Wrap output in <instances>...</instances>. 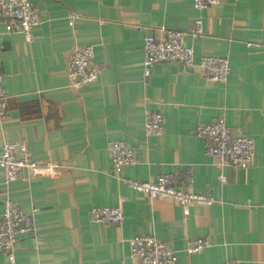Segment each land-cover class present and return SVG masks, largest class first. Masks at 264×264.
<instances>
[{
    "label": "crops",
    "instance_id": "crops-1",
    "mask_svg": "<svg viewBox=\"0 0 264 264\" xmlns=\"http://www.w3.org/2000/svg\"><path fill=\"white\" fill-rule=\"evenodd\" d=\"M39 24L27 43L0 21V73L8 110L0 149L24 143L32 170L0 182V221L8 199L27 214L32 231L18 238L15 264H139L130 240L154 236L176 264H264V0H218L205 10L191 0H31ZM202 35L192 37L195 23ZM163 30L184 33L196 59L229 61L226 82L198 69L156 63L145 75L143 40ZM247 44L255 45L248 47ZM92 47L96 82L71 88L66 66L75 49ZM159 113L161 136L147 135L145 118ZM223 120L253 140L250 167H218L196 131ZM132 147L136 163L112 168L107 144ZM190 171L189 191L213 199L189 205L135 192L131 182ZM222 174L225 183L218 177ZM121 208L118 226L93 223L92 208ZM208 247L188 251L189 242ZM0 264H8L0 253Z\"/></svg>",
    "mask_w": 264,
    "mask_h": 264
},
{
    "label": "built area",
    "instance_id": "built-area-1",
    "mask_svg": "<svg viewBox=\"0 0 264 264\" xmlns=\"http://www.w3.org/2000/svg\"><path fill=\"white\" fill-rule=\"evenodd\" d=\"M193 8L205 10L218 4V0H191ZM0 21L4 24L7 34L19 33L24 41L29 43L33 31L39 24L38 13L31 0H0ZM192 37L202 35L200 21L195 23L191 31ZM248 47L255 45L247 44ZM145 75L156 63L176 62L185 69L198 68L212 82H226L230 65L228 59L221 56H202L196 59L192 49L184 44V33L163 30V38L155 40L147 36L143 40ZM66 76L71 88L78 89L97 81L99 69L94 61V49L81 47L74 50L66 66ZM4 77L0 73V121L8 110V96L3 87ZM147 135L161 136L164 132L163 118L159 113H149L145 118ZM202 140L204 154L213 159L218 167L228 166L235 169L250 167L254 157L253 140L246 135H235L223 120L212 121L200 125L196 131ZM107 152L112 168L116 170L133 166L136 163L135 150L125 142L116 140L107 144ZM36 164L30 159L24 143L5 142L0 149V182L4 186L17 181L21 171L32 170ZM220 183H225V177L220 174ZM127 184L137 193L149 197L172 199L187 214L189 205L210 206L213 199L191 191L193 178L186 170L177 175H162L152 181L131 182ZM89 219L93 223L104 225H120L123 220L121 208H92ZM32 231L30 217L21 211L8 199L3 201V211L0 221V253L7 257L8 264H15L14 247L19 237ZM205 239H195L189 242L188 251L197 253L208 247ZM129 259L139 264H176V257L170 247L149 235H136L130 240ZM222 264H237L226 261Z\"/></svg>",
    "mask_w": 264,
    "mask_h": 264
}]
</instances>
